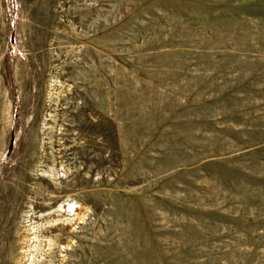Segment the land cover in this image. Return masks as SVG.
<instances>
[{"label":"rangeland","instance_id":"rangeland-1","mask_svg":"<svg viewBox=\"0 0 264 264\" xmlns=\"http://www.w3.org/2000/svg\"><path fill=\"white\" fill-rule=\"evenodd\" d=\"M0 264H264V0H0Z\"/></svg>","mask_w":264,"mask_h":264},{"label":"bare ground","instance_id":"bare-ground-1","mask_svg":"<svg viewBox=\"0 0 264 264\" xmlns=\"http://www.w3.org/2000/svg\"><path fill=\"white\" fill-rule=\"evenodd\" d=\"M61 207V206H60ZM73 209V206L71 203H67V209L66 210H72ZM37 238V237H36ZM34 240V239H33Z\"/></svg>","mask_w":264,"mask_h":264}]
</instances>
